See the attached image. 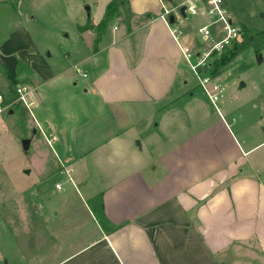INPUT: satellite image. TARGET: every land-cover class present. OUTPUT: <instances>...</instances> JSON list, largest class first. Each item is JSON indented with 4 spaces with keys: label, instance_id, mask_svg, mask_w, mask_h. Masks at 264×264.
<instances>
[{
    "label": "crops",
    "instance_id": "crops-1",
    "mask_svg": "<svg viewBox=\"0 0 264 264\" xmlns=\"http://www.w3.org/2000/svg\"><path fill=\"white\" fill-rule=\"evenodd\" d=\"M37 1L26 0L32 12L27 20H16L12 26L8 22L0 30V77L5 75L13 85L11 97L18 84L34 88L30 126L37 138L67 144L70 136L76 143L77 155H66L64 163L71 177L67 182L83 189L85 200L81 198L79 207L62 210L64 227L51 231V250L22 254V260L224 264L230 247L253 241L264 252V183L250 159L264 141L250 145L234 130L225 106L214 105L203 93L204 102L187 90L186 59L160 17L168 0H125L119 4L120 14L102 32L98 26L108 5L121 0H69L89 5L80 25L85 50L75 55H82L83 65L94 61L93 77L84 87L92 103H83L75 89L67 94L81 100L76 111L62 107L65 98L53 100L74 76L57 53L46 56L48 46L33 33ZM4 3L14 2L0 0V5ZM123 9L127 23L120 20ZM87 26L91 28L83 29ZM186 37L184 31L183 47H189ZM78 65L73 68L81 76ZM54 105L64 109L61 115L56 116ZM95 110L111 126L93 143V135L86 137L82 130L84 135L78 138L76 130ZM89 156L94 158V179ZM57 184L63 190V184Z\"/></svg>",
    "mask_w": 264,
    "mask_h": 264
},
{
    "label": "rangeland",
    "instance_id": "rangeland-1",
    "mask_svg": "<svg viewBox=\"0 0 264 264\" xmlns=\"http://www.w3.org/2000/svg\"><path fill=\"white\" fill-rule=\"evenodd\" d=\"M185 1L168 0L169 4L165 3V6L173 9ZM13 2L4 3L6 6L0 5L1 31L8 27V22L12 26L16 20H27L32 14L28 11L30 3H26V0ZM37 2V21L32 24L33 33L42 46H48L46 56L49 52L57 53L61 64L66 69H71L70 75L74 76L72 84L59 90L53 100L57 103L60 98H65L62 107H74L76 111L81 106V100L67 97L70 91L75 89L83 103H92V99L84 93V87L93 77L94 61L83 65L79 63L82 55H75V52L80 51L82 54L85 50L80 38V25L86 21V7L89 5L81 1L71 3L69 0ZM224 4L239 28V37L234 42L237 43L236 53L231 61L221 66H216L215 63L223 53L213 54L204 75L210 76L214 83L224 88L216 105L227 108L229 117L235 123L234 130H239L249 144L254 145L264 141V18L261 17L264 13V0H224ZM123 10L120 20L127 23L128 14ZM183 22L187 35L184 44L195 52L208 51L211 42L198 33V28L205 22L203 18L189 15ZM74 64H79L77 67L80 68L81 76L73 68ZM183 72L188 83L187 90L206 102L207 96L203 95L198 79L187 63ZM82 73L87 74V77H82ZM2 76L0 94L7 93L6 96L11 97L10 89L13 85ZM74 82L78 85L75 86ZM241 82L245 83L242 88ZM54 106L56 116L61 115L60 110L64 109ZM12 111V114L9 111L0 113V264H27L22 260V254L32 256L43 249L51 250L54 241L51 231L64 227L62 210L79 207L81 198L85 200V196L84 190L78 185L73 187L67 182L70 173H67L64 157L76 156L78 152L76 143L72 142L70 136L66 144L61 131L58 132L66 148L61 146L63 142L47 144L43 138L32 134V113L22 105ZM74 111L68 110L66 113ZM91 114V117L82 119L83 126L77 128L76 137L79 138L84 133L86 137L93 135L95 143L105 136L102 131L110 125V120L97 110ZM82 130H85L83 134ZM25 138L34 139L28 153L22 148V140ZM79 148L82 146L78 145ZM92 159L94 158L89 156L87 160L90 161V177L94 179ZM250 159L257 167L254 172L264 183V143L254 151ZM25 170H29V173L26 174ZM57 182L63 184V190L55 188ZM57 212H61L59 217L56 216ZM224 261V264H264V252L255 245V241L249 244L237 243L227 250Z\"/></svg>",
    "mask_w": 264,
    "mask_h": 264
},
{
    "label": "built area",
    "instance_id": "built-area-1",
    "mask_svg": "<svg viewBox=\"0 0 264 264\" xmlns=\"http://www.w3.org/2000/svg\"><path fill=\"white\" fill-rule=\"evenodd\" d=\"M185 9L186 17L181 14V9ZM173 15L175 22H170V16ZM200 16L205 20V23L198 28V33L206 40L211 42V47L208 51L195 52L190 47H183L180 38L184 35L182 22L188 19V16ZM161 19L168 25L170 32L178 41L183 55L188 63L190 70L198 79L199 86L203 93L207 95L211 102L216 105L223 95L224 88L221 85L214 83L211 77L204 75L207 68L210 66L209 59L213 54H222L228 47L232 46L239 37V28L234 23L231 15L224 6V0H186L181 5L173 9H168L163 5V12L160 15ZM195 28V27H193ZM217 36H219L217 38ZM195 61V62H194ZM84 78L87 74H83ZM34 93V88L27 84H18L14 88L11 98L5 99L0 94V113L11 111L17 106H24L30 113L34 107V102L31 97ZM220 94V95H219ZM69 174V171H67ZM71 180V177L69 176ZM61 184L56 185V189L60 190Z\"/></svg>",
    "mask_w": 264,
    "mask_h": 264
},
{
    "label": "trees",
    "instance_id": "trees-1",
    "mask_svg": "<svg viewBox=\"0 0 264 264\" xmlns=\"http://www.w3.org/2000/svg\"><path fill=\"white\" fill-rule=\"evenodd\" d=\"M123 2H125V0H121L120 2H112L108 5L107 7V12L106 15L104 17V19L101 21V23L98 26V30L99 32H102L106 26L108 25L109 22H111L112 20H114V18L116 16H118L120 13L119 10V4H122ZM90 26H87L83 29H90ZM245 35V34H244ZM236 48H237V43H235L234 45L228 47L223 54L221 55L220 59L218 61H216L215 65L216 66H221L226 64L227 62L231 61L236 53ZM12 83L16 84L18 83L16 80L12 79Z\"/></svg>",
    "mask_w": 264,
    "mask_h": 264
},
{
    "label": "water",
    "instance_id": "water-1",
    "mask_svg": "<svg viewBox=\"0 0 264 264\" xmlns=\"http://www.w3.org/2000/svg\"><path fill=\"white\" fill-rule=\"evenodd\" d=\"M86 10L87 11H90V8L89 7H86ZM181 14L183 17H186V14H185V9L182 8L181 9ZM261 17L264 18V13L261 14ZM170 22L171 23H174L175 22V18L173 15L170 16ZM245 86V83L244 82H241L240 84V88L244 87ZM11 113H13V111H11ZM36 133V130L33 131V134L35 135ZM31 142H32V139L31 138H25L22 140V148H23V151L25 153H28L29 149H30V146H31ZM25 173L28 174L29 173V170H25Z\"/></svg>",
    "mask_w": 264,
    "mask_h": 264
}]
</instances>
